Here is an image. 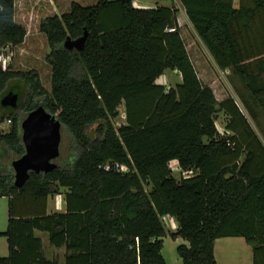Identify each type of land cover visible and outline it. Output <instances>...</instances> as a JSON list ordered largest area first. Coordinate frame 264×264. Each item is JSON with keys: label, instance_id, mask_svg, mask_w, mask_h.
I'll return each mask as SVG.
<instances>
[{"label": "trees", "instance_id": "obj_1", "mask_svg": "<svg viewBox=\"0 0 264 264\" xmlns=\"http://www.w3.org/2000/svg\"><path fill=\"white\" fill-rule=\"evenodd\" d=\"M174 2H71L61 16L44 18L48 94L35 72L0 67V124L10 121L0 129V198L8 199L0 233L8 254L0 264H57L44 256L37 232L64 249L62 264H166L162 216L177 221L171 238L187 242L176 248L181 264H217L215 241L233 237L251 246L253 264H264V145L235 100L218 101L198 77ZM177 3L217 69L230 70L251 96L238 92L247 114L264 116V0ZM84 31L83 50L64 48ZM25 36L15 0H0V52ZM166 71L181 82L156 83ZM9 92L18 96L15 108L1 104ZM40 105L61 125L57 167L30 173L17 188L11 163L24 154L20 125ZM122 106L126 121L116 129ZM220 112L228 118L224 133L215 124ZM61 189L64 211L48 212Z\"/></svg>", "mask_w": 264, "mask_h": 264}, {"label": "rangeland", "instance_id": "obj_2", "mask_svg": "<svg viewBox=\"0 0 264 264\" xmlns=\"http://www.w3.org/2000/svg\"><path fill=\"white\" fill-rule=\"evenodd\" d=\"M143 4L152 5L160 2H168L170 5L173 0H140ZM177 1V0H175ZM71 2H77L81 5H91L94 2L92 0H15V21L20 24L26 32L23 43L15 48L7 47L3 51V58L8 57V65L12 70L20 72H35L39 78L40 84L43 89L50 93V81H51V68L46 61V55L49 53V48L45 36L39 31L40 22L47 17L61 16L69 10ZM137 3V2H136ZM184 13H179L180 24L184 25ZM185 16V15H184ZM186 26L182 28L183 38L186 45V50L191 58L193 65L197 71V74L201 81L208 85L214 95L219 98L222 94L228 97H232L238 107L246 116L251 127L254 129L262 143L264 144V116L257 110L258 119L252 120L243 108L236 94L241 91L242 87L236 76H234L230 70L220 71L209 57L207 52L202 49L201 45L197 43L191 29ZM7 65V64H6ZM181 82V76L178 72L166 71L160 76L156 83L164 85L166 88L174 87ZM18 84V83H16ZM23 92H25L23 90ZM22 95V93L20 94ZM56 116V115H54ZM125 109L120 107L118 116L113 120V126L117 129L121 124L125 123ZM228 118L223 113H218L216 116L215 124L220 133H224ZM7 129H3L6 131ZM225 134H230L226 132ZM69 136L66 132L62 131V157L67 156ZM57 163V162H56ZM170 168L172 170V176L179 180L182 175L177 168L176 161L170 162ZM63 189L59 194H53L48 200V209L52 212H59L64 210V198L62 196ZM7 202L6 197L0 198V233H3L7 228ZM160 221L166 232V236L163 238V244L161 249V255L163 256L166 264H181L176 248L181 245H187V242L181 238L172 239L171 232H174L177 227V221L175 218L169 216L160 217ZM37 235L42 239L43 254L49 260L60 264L63 260V251L56 249L49 245L47 236L42 233ZM216 247L222 249V251L216 252V257L219 260V264H249L246 260L249 245L243 241L240 242L233 240H244L243 238L233 237L227 239H219ZM230 240V241H227ZM225 249V250H224ZM252 249V248H251ZM7 242L6 238L0 235V257H6Z\"/></svg>", "mask_w": 264, "mask_h": 264}, {"label": "water", "instance_id": "obj_3", "mask_svg": "<svg viewBox=\"0 0 264 264\" xmlns=\"http://www.w3.org/2000/svg\"><path fill=\"white\" fill-rule=\"evenodd\" d=\"M87 32L75 40L67 37L63 43L66 50L81 51L84 48ZM18 96L9 92L1 100L4 107L15 108ZM21 138L24 154L12 161L14 185L21 188L29 179L30 173L48 174L52 172L59 157L61 125L55 116L46 112L42 105L30 111L21 122Z\"/></svg>", "mask_w": 264, "mask_h": 264}, {"label": "crops", "instance_id": "obj_4", "mask_svg": "<svg viewBox=\"0 0 264 264\" xmlns=\"http://www.w3.org/2000/svg\"><path fill=\"white\" fill-rule=\"evenodd\" d=\"M93 2L94 1H96V0H92ZM137 2V3H136ZM132 3H133V6L134 7H137V8H146V7H153V6H155V4H152V5H148V4H145V5H142L143 3L140 1V0H132ZM158 4V3H157ZM174 4H175V7H176V9L178 10V14H177V19H178V24H179V26H180V29H181V35H182V38H183V31H182V28L184 27V25L186 26L185 28L187 29V27H188V30H189V28L191 29V31H192V33H193V35H194V37H195V39H196V41H197V43H199L200 45H201V47H202V49H204L205 51H206V49L204 48V46L202 45V43L200 42V40L197 38V36L195 35V33H194V30L192 29V27H191V25L189 24V22H188V20H187V17H186V15H185V11H184V9L179 5V3H177V1H175L174 2ZM159 5H165V6H169L170 4L168 3V2H160L159 3ZM180 12H182V13H184V15H182V17H186V18H184V19H186V20H184V25L182 26L181 24H180V21H179V18H178V16H179V13ZM183 40H184V38H183ZM207 52V51H206ZM208 54V53H207ZM209 55V54H208ZM210 57V56H209ZM211 58V57H210ZM213 61V60H212ZM175 72V71H174ZM199 77V76H198ZM239 81V80H238ZM240 84V83H239ZM242 94H243V96H244V98L246 99V101H251L252 100V98H251V96L249 95V93L248 92H246L245 90H242ZM236 96L238 97V93L236 94ZM216 97V96H215ZM228 96H225L224 94H222L221 95V97H219V98H217L216 97V99L218 100V101H222V100H224V99H226ZM238 99H239V97H238ZM239 101H240V99H239ZM241 102V101H240ZM242 104V103H241ZM242 106H243V104H242ZM243 108L245 109V107L243 106ZM240 109V108H239ZM246 110V109H245ZM240 111H241V109H240ZM242 112V111H241ZM243 113V112H242ZM244 114V113H243ZM250 124V123H249ZM251 126V125H250ZM252 128V127H251ZM253 129V128H252ZM254 130V129H253ZM255 132V131H254ZM256 133V132H255ZM262 142V141H261ZM264 145V144H263ZM49 203V202H48ZM64 211V210H63ZM63 211H59V212H63ZM48 212H51L49 209H48ZM53 212V211H52ZM222 239H227V238H222ZM230 239V238H229ZM218 241H223V240H216L215 241V243H214V256H215V259H216V262H217V264H219V260L217 259V257H216V252L217 251H222V249H218L217 247H216V243L218 242ZM227 241H230V240H227ZM233 241H236V242H240L241 243V245H242V242L243 241H245V240H233ZM249 245V244H248ZM249 247H250V249L248 248V254H247V258H246V260L249 262V264H253V251H252V249H251V246L249 245ZM60 250H62L63 251V254H64V249H60ZM225 250V249H224ZM47 259H49V258H47ZM63 260H64V256H63ZM63 260H62V262L60 263V264H62L63 263Z\"/></svg>", "mask_w": 264, "mask_h": 264}, {"label": "built area", "instance_id": "obj_5", "mask_svg": "<svg viewBox=\"0 0 264 264\" xmlns=\"http://www.w3.org/2000/svg\"><path fill=\"white\" fill-rule=\"evenodd\" d=\"M169 31H172V30H169ZM3 51L0 52V67L6 68L8 66V59L9 58L8 57H6L5 59L3 58V56H2ZM9 123H10V121H7V122L0 124V129H6V127L9 125Z\"/></svg>", "mask_w": 264, "mask_h": 264}, {"label": "flooded vegetation", "instance_id": "obj_6", "mask_svg": "<svg viewBox=\"0 0 264 264\" xmlns=\"http://www.w3.org/2000/svg\"><path fill=\"white\" fill-rule=\"evenodd\" d=\"M17 102H18V100H17Z\"/></svg>", "mask_w": 264, "mask_h": 264}]
</instances>
